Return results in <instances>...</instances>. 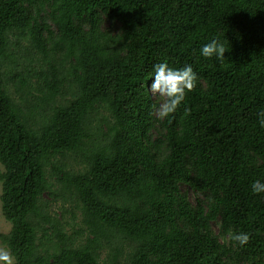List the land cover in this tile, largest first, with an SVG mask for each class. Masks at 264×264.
<instances>
[{
    "label": "trees",
    "instance_id": "1",
    "mask_svg": "<svg viewBox=\"0 0 264 264\" xmlns=\"http://www.w3.org/2000/svg\"><path fill=\"white\" fill-rule=\"evenodd\" d=\"M216 37L223 61L199 52ZM164 60L197 82L161 118ZM262 111L264 0H0L2 244L15 264H264Z\"/></svg>",
    "mask_w": 264,
    "mask_h": 264
},
{
    "label": "clouds",
    "instance_id": "2",
    "mask_svg": "<svg viewBox=\"0 0 264 264\" xmlns=\"http://www.w3.org/2000/svg\"><path fill=\"white\" fill-rule=\"evenodd\" d=\"M226 50L223 41L216 37L203 44L199 52L202 57H215L218 61H223ZM150 76H153L154 79L148 92L153 96L158 95L163 98L157 109V114L161 118L174 113L185 102L187 93L193 91L197 82V73L191 64L174 68L166 60L155 63ZM185 111L187 112L189 109L185 107ZM258 123L264 128V111L259 114ZM251 190L254 194L264 192V182L259 179L252 181ZM232 239L244 246L249 242L250 234L247 232L233 233ZM0 264H15V257L8 248L0 247Z\"/></svg>",
    "mask_w": 264,
    "mask_h": 264
},
{
    "label": "rangeland",
    "instance_id": "3",
    "mask_svg": "<svg viewBox=\"0 0 264 264\" xmlns=\"http://www.w3.org/2000/svg\"><path fill=\"white\" fill-rule=\"evenodd\" d=\"M152 83V82H151ZM151 83L148 85V87L150 88ZM152 97L154 99L159 100V102L161 103L162 99H160V97L158 95L153 96ZM4 169L3 165L0 163V171H2ZM181 189L187 194V196L189 198L194 199L195 198V193L185 184H181ZM1 194H2V181L0 179V233H8L11 229V223L5 218L3 210H2V202H1ZM81 211L80 210H76V214H79L77 217L76 222L79 223L80 219H81V215H80ZM67 217L70 218L71 214L70 212H67ZM78 227V226H77ZM0 247L2 248H6L0 239Z\"/></svg>",
    "mask_w": 264,
    "mask_h": 264
}]
</instances>
